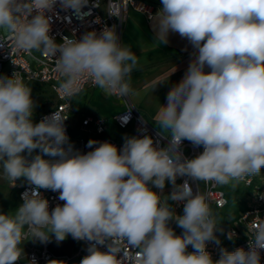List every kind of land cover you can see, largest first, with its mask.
<instances>
[{
  "label": "clouds",
  "instance_id": "1",
  "mask_svg": "<svg viewBox=\"0 0 264 264\" xmlns=\"http://www.w3.org/2000/svg\"><path fill=\"white\" fill-rule=\"evenodd\" d=\"M160 3L156 38L167 45L170 34H178L192 49L181 80L157 112V122L171 134L166 147L145 134L126 136L119 149L89 140L90 151L77 150L65 117L54 111L34 123L31 88L17 72L0 76V179L13 188L17 181L30 186L14 214L0 212V264L21 260L26 234L42 243L54 238L59 244L69 235L85 241L79 264H261L264 224L254 229L247 250L221 248L213 260L207 244H219L216 233L223 230L206 198L194 194L189 180L177 179L226 185L264 169V0ZM57 5L81 20L91 15V8L84 11L89 0H0V29L17 48L55 59L66 96L79 91L82 78L106 95L129 96L139 63L131 47L107 25L58 43L48 15L57 14ZM185 140L203 151L184 157ZM166 183L172 186L167 195ZM41 189L58 192L63 203L50 211ZM173 203L183 205L182 215ZM132 249L139 250L138 261L130 257Z\"/></svg>",
  "mask_w": 264,
  "mask_h": 264
},
{
  "label": "built area",
  "instance_id": "2",
  "mask_svg": "<svg viewBox=\"0 0 264 264\" xmlns=\"http://www.w3.org/2000/svg\"><path fill=\"white\" fill-rule=\"evenodd\" d=\"M92 4L95 7H91ZM153 4V0H89V6L84 11H88L91 8V15L83 20L79 19L71 11L60 10L57 5V14L48 13L52 17L50 35L59 43L62 42V37L78 39L85 31H99L103 26L107 25L108 27H113L120 36L122 22L130 10L142 12L147 18H150L153 15ZM14 72L19 73L24 83L29 87L31 84L47 85L51 89L56 97L55 103L52 107L40 113L37 123L54 111L59 112L66 118L64 121L66 135L69 138V143L75 149L85 153L90 151L91 149L86 147L89 140L107 141L117 146L118 149L123 146L122 141H117L106 133V119L99 115H82L78 119L76 130L71 132L69 116L73 111L72 97L85 89L96 87L91 80L82 78L78 85L79 91L71 97L66 96L59 91L61 77L56 71L55 59L41 51L33 50L29 54L27 51L17 48L12 36L6 31L0 30V76H11ZM110 96L121 98L125 103V107L112 116L113 124L116 127L120 129L130 127L134 136L148 134L154 138V141L159 140L161 147L167 146V139L170 138L171 134H163L154 129L138 110L129 103L128 98L117 95ZM181 147L186 158H193L203 151L202 146L196 147L187 140L182 142ZM253 177L254 175L246 176L241 180L245 187L252 185ZM184 180H189L194 194L199 191L206 198L211 210L213 207L222 209L229 203L228 194L220 184L212 181L197 182L189 177L178 178L177 183H183ZM17 185V197L22 202L21 194L30 186L27 184L21 186L20 181H17ZM164 190L169 194L172 186L169 184ZM40 191L43 197L49 201L50 211L57 204L63 203L58 199V192L44 189ZM256 202V206L248 207L231 223L227 221L229 219L228 216L223 217V222H216L223 231L216 233L220 240L219 244L215 241H210L207 244V251L211 254L213 260L219 259L221 248H226L228 251H233L237 248L248 249V241L252 237L254 229L264 224V186L260 188L256 195ZM173 207L177 215L183 214L182 204L173 203ZM169 226L175 230L177 235L182 234L183 230L176 225L175 221H171ZM228 235H231L232 239H229ZM69 236L76 244L74 251L70 253H55L47 247L46 243L36 240L33 241V244L38 241L39 247L33 246L24 250L22 258L17 264H32V258H35L36 264H48L50 260H56L58 264H79V261L87 254V243L75 240L71 235ZM122 247H126V245L122 244ZM188 251H193L191 246L188 247ZM129 255L134 257L135 261L140 259L138 249L129 250ZM261 264H264V250H261Z\"/></svg>",
  "mask_w": 264,
  "mask_h": 264
},
{
  "label": "crops",
  "instance_id": "3",
  "mask_svg": "<svg viewBox=\"0 0 264 264\" xmlns=\"http://www.w3.org/2000/svg\"><path fill=\"white\" fill-rule=\"evenodd\" d=\"M153 1V15L150 18L142 12L130 10L121 25L122 44L130 46L139 61L129 81L133 91L126 98L154 129L156 127L159 132L170 134L157 122V112L161 104L166 103L169 89L181 80L192 49L188 42L180 38L178 34H170L167 45L156 38L154 27L161 3L160 0ZM85 90L104 92L98 86ZM107 96L111 99V105L103 112L105 115L91 113L104 117L106 122L109 119L112 121V116L125 107L123 99ZM71 103L74 108L73 99Z\"/></svg>",
  "mask_w": 264,
  "mask_h": 264
},
{
  "label": "rangeland",
  "instance_id": "4",
  "mask_svg": "<svg viewBox=\"0 0 264 264\" xmlns=\"http://www.w3.org/2000/svg\"><path fill=\"white\" fill-rule=\"evenodd\" d=\"M32 96L37 103V107L35 109V114L33 117L34 123H37V119L40 113L52 107V105L55 103L56 97L47 85H39L38 87L34 88L32 90ZM72 99L74 108L69 116V125L71 127V132H74L76 130L78 119L82 115L91 113L105 115L103 112L106 111L111 105L110 97L107 96L104 92H89L88 90H84L79 95H74ZM105 126L106 133L117 141L124 142V138L126 136H134L130 127L126 129H120L116 127L110 119L107 120ZM155 129L158 130L156 127ZM253 180L254 181L252 185L249 187H245L242 181H233L229 184L221 185L222 188L229 194L230 201L222 209H217L216 207L212 208V212L216 222L221 223V221H224V216L230 217L233 213H241L248 207L256 206V195L258 194L260 188L264 186V169H262L260 173L254 175ZM168 185L169 184L166 183L165 188ZM154 190L157 191V189ZM164 194L167 195L168 193L164 190ZM231 196H234V198H232ZM21 203L22 202L17 197V187L13 188L8 181L0 179V212H11L12 214H14L15 209ZM68 239L69 236L64 241L59 243L60 245H63V248L61 249L64 252H68L72 248V246H69L70 243ZM59 244L55 241L54 238L48 242V245H50L52 248H57ZM33 246L39 247L38 241L36 242V244H33L31 235L26 234L24 241L21 244V248L26 250L28 247Z\"/></svg>",
  "mask_w": 264,
  "mask_h": 264
},
{
  "label": "trees",
  "instance_id": "5",
  "mask_svg": "<svg viewBox=\"0 0 264 264\" xmlns=\"http://www.w3.org/2000/svg\"><path fill=\"white\" fill-rule=\"evenodd\" d=\"M39 85H34V84H31V86H30V88H31V90H33L34 88H36V87H38ZM228 194V193H227ZM228 197H229V194H228ZM232 198H234V196H231ZM229 201H230V199H229ZM240 213H233L230 217H229V219H228V222L229 223H231L238 215H239ZM68 241H69V243H70V245L69 246H72V248H71V250L70 251H68V252H64L61 248H63V245H58L57 246V248H52L50 245H48V242L46 243L47 244V247L51 250V251H53V252H55V253H70V252H72V251H74L75 250V248H76V244L72 241V239L70 238V236H69V239H68Z\"/></svg>",
  "mask_w": 264,
  "mask_h": 264
}]
</instances>
